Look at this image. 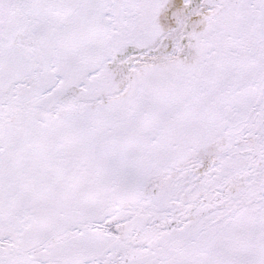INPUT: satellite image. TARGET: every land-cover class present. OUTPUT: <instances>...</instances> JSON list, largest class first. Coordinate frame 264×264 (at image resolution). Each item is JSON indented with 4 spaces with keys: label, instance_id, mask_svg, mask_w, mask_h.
I'll use <instances>...</instances> for the list:
<instances>
[{
    "label": "snow or ice",
    "instance_id": "1",
    "mask_svg": "<svg viewBox=\"0 0 264 264\" xmlns=\"http://www.w3.org/2000/svg\"><path fill=\"white\" fill-rule=\"evenodd\" d=\"M0 264H264V0H0Z\"/></svg>",
    "mask_w": 264,
    "mask_h": 264
}]
</instances>
